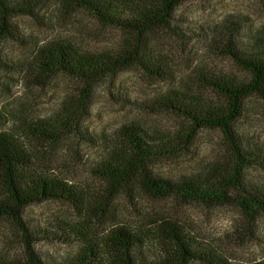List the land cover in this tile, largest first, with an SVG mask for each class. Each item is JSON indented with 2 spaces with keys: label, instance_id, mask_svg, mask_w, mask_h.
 <instances>
[{
  "label": "trees",
  "instance_id": "1",
  "mask_svg": "<svg viewBox=\"0 0 264 264\" xmlns=\"http://www.w3.org/2000/svg\"><path fill=\"white\" fill-rule=\"evenodd\" d=\"M71 10L81 9L104 26L122 31L125 42L117 50L97 55L81 53L63 41L39 47L28 71L43 85L64 75L80 83L77 96L68 97L47 119L23 121L17 130L0 133V222L15 231L20 258L0 253V264H228L223 252L188 236L174 220L151 217L139 227L120 223L106 233L98 231L106 212L105 197L90 200L79 188L34 169L24 140L56 145L82 134L90 99L96 88L112 82L121 72L143 68L158 78L167 70L147 53L145 41L153 31L172 26L188 0H0V43L13 37L10 20L33 14L49 2ZM214 54L229 58L251 80L197 72L157 99L165 111L185 121L176 133H156L139 123L120 127L99 141L104 155L93 168L110 198L138 189L153 199H176L210 206H233L250 220L264 216V184L248 178L250 170L264 169V146L240 135L236 121L244 101L253 94L264 97V25L250 27L229 16L201 31ZM216 95L220 103L210 101ZM219 129L227 145V157L199 174L172 180L158 175L153 165L180 156L191 136L200 129ZM109 198V199H110ZM56 201L77 213V220H61L43 228L34 224L29 210ZM51 242L70 247L66 255L47 258L36 246ZM9 254L14 251L10 249ZM264 264V262L256 263Z\"/></svg>",
  "mask_w": 264,
  "mask_h": 264
},
{
  "label": "rangeland",
  "instance_id": "2",
  "mask_svg": "<svg viewBox=\"0 0 264 264\" xmlns=\"http://www.w3.org/2000/svg\"><path fill=\"white\" fill-rule=\"evenodd\" d=\"M239 17L250 27L264 25V0H188L177 13L172 26L152 32L145 41L147 53L167 70L158 78L143 68L121 72L112 82L100 84L93 93L82 134L65 138L56 145L43 146L24 140L34 169L82 190L90 200L105 197L106 212L98 231L126 223L139 227L144 220L166 217L176 221L191 238L223 252L228 264L264 262V216L248 219L233 206H210L176 199H153L134 189L110 198L104 183L93 173L103 157L99 141L120 127L135 122L156 133H176L185 121L165 111L158 97L197 72L210 71L225 77L251 80V76L229 58L215 55L207 45L202 29H209L226 17ZM13 37L0 43V133L13 132L27 120L47 119L68 97L77 96L80 83L58 75L43 85L35 83L28 65L39 47L54 41L70 44L81 53L97 55L117 50L125 42L122 31L109 28L81 9L71 10L58 2L39 6L33 14L10 20ZM205 97L217 103L211 93ZM235 128L244 138L264 146V97L249 96ZM227 145L219 129H200L190 138L178 157L159 161L153 170L177 180L199 174L205 167L227 157ZM248 178L264 184V169L250 170ZM110 198V199H109ZM34 224L45 228L61 220H77L79 213L69 206L50 201L31 207ZM10 249H14L11 254ZM70 247L45 242L36 246L47 258L66 255ZM20 258L15 231L7 221L0 222V253ZM197 264V263H194Z\"/></svg>",
  "mask_w": 264,
  "mask_h": 264
}]
</instances>
